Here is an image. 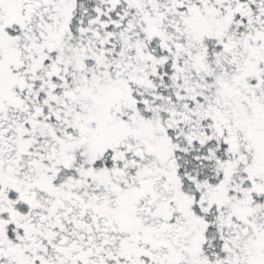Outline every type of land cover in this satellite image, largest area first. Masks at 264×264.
<instances>
[{"label": "flooded vegetation", "instance_id": "1", "mask_svg": "<svg viewBox=\"0 0 264 264\" xmlns=\"http://www.w3.org/2000/svg\"><path fill=\"white\" fill-rule=\"evenodd\" d=\"M123 1L133 9L139 4L146 7L151 4V0ZM165 1L169 3L170 16H174L177 0ZM212 1L223 3L226 13L238 17L228 19L220 30L238 32L248 26L251 30L244 32L250 38L248 44L263 31L264 22L258 19L260 24L257 25L250 21L246 0ZM79 2L0 0V25L3 18L16 27V30H0V179L4 180L3 190L11 186L23 191L22 198L0 196L11 207L10 219L0 220V258L7 264H24L21 259L26 260L25 264H264V199H261L264 198V139L252 143V149L248 148L250 165L245 162L242 167L241 163L232 162L234 159L240 162L233 147L232 152L229 151L232 156L227 160L224 153L220 156L222 179L216 180L219 183L211 185L201 181V186L196 183L191 189H182L185 183L182 180H191L175 158L179 146L174 143L179 142V134L169 130L158 117L142 124L141 131L112 116L100 122V113L93 111L95 107L112 112L113 100L122 98L109 90L108 83H104L100 92L90 94L88 89L94 80L85 88L88 110L77 114L73 106L66 117L63 115L66 107L58 96L60 92L55 94L54 91L67 89L71 97L75 92L69 88L67 77L60 76L63 71L58 73L56 69L54 82L46 80L39 85L36 76L41 74V64L37 62L36 67L28 57L29 46L39 41L56 43L54 33L62 39L70 30V19L75 16ZM187 2L189 0H184L177 8L186 9ZM28 12L34 18L27 28ZM171 22L174 32L188 30L185 20L173 22L171 19ZM203 26L206 27L204 22ZM5 38L12 41L7 45ZM240 60L237 55L236 61ZM232 68H237L236 64ZM239 69L248 74L247 80H254L242 60ZM31 80L34 89L28 85ZM260 83L264 85V70L260 71ZM70 100L74 104L75 98ZM23 103L35 108L28 111L22 108ZM254 104L246 110L247 116L264 122L263 106L251 114ZM16 113L22 118L19 126L23 136L21 130L12 136V130L4 126L15 122ZM90 118L97 120L92 123ZM133 118L136 120H129L140 121L138 115ZM93 124L94 129L88 132V126ZM214 129L223 139V127ZM116 142L120 143L116 145ZM119 145L123 152L117 151ZM23 161L39 162L44 168L34 176L25 174L23 169H18ZM260 162L263 168L255 169ZM7 163H11V170L5 166ZM168 166L173 168L165 169ZM113 171L116 175L119 172L121 181ZM171 179L173 181L169 182ZM230 182L237 185L235 191L241 192L244 187L253 190L249 193L258 199L247 202L259 215L249 216L252 209L246 207L239 213L247 215L236 220L232 214L238 210L220 193V188L225 192ZM119 184L121 188L117 191ZM182 192L202 196L210 192L209 204L204 210L216 211L218 220L212 224V213L202 216L200 209L204 201L182 204ZM27 197L30 204L25 202ZM227 201L231 204L225 206ZM16 204L26 206L21 210ZM32 207L40 213L33 216ZM228 210L231 214L226 213ZM224 216L228 223L223 220ZM50 217L59 223L57 228L40 222ZM147 226L152 229H146ZM5 246L10 247L9 250ZM226 254L230 258L225 262ZM125 255L135 261L130 262ZM87 256L90 261L85 259Z\"/></svg>", "mask_w": 264, "mask_h": 264}, {"label": "rangeland", "instance_id": "2", "mask_svg": "<svg viewBox=\"0 0 264 264\" xmlns=\"http://www.w3.org/2000/svg\"><path fill=\"white\" fill-rule=\"evenodd\" d=\"M60 1H68V0H60ZM92 1V0H91ZM95 1V6L99 7L100 5L103 4V0H94ZM111 2H120L121 0H107V3ZM129 3L135 2L138 0H126ZM258 0H246L245 7L247 4H253ZM177 4L175 5L176 10H175V15L168 18H163L164 14V9L165 5L161 0H151V4L146 8L145 11L141 12V14L137 17L135 22H127L125 20L127 27L123 31V41L120 43V45L116 48V51H119L123 48L132 46L135 48L136 46H144L139 47L138 51L134 50H128L126 52H121L118 55L111 56V62L112 64H108L107 67L105 68L104 72L102 73L106 77L110 78L112 81V86H115V82H125V87L126 90H124V93H126L128 96L129 94L131 95L130 97L134 99V101H131L132 103H135V107H132L131 109L138 110L139 113H131V111H128L126 108L122 110L121 117L118 113V110L122 107V105H126V102L123 99L120 100H113V107L115 108L112 110V112L107 109L96 106L93 111H97L100 113V122L106 121L109 119L110 116H112L116 120H122L131 128H135L138 131H141L144 129V126L142 124H146L149 122L151 119L158 117V120L161 122H165L168 119L170 121L168 122H173V124L179 126V128L184 127L189 121L188 118H184V116H188L190 120H192V123L190 126L196 131H199V128L197 127L195 121L197 124L202 125V126H211L210 121L207 119V117L203 114L202 119L199 118L198 114L202 112H195V113H185L184 115H179V116H174L172 113V117L170 114H166V110H171L173 108H176L179 104V102L176 101V97L178 99H181L180 95H182L181 91H175L172 90L169 87V81H167L164 86L168 87L165 89L163 92H151L149 95H142L140 89L142 86L137 84V79H145V80H150L151 84L147 85L145 84L146 87L152 88L156 87L158 84H163L164 81L163 79L158 80L159 78V73L156 75V78H150L148 76L149 70H148V64H151V62L154 60V57L161 56L163 53V50L168 47V42H167V37L174 34V28L171 27L169 28L168 25L172 24L171 19L173 22H176L178 19L180 22L186 21L187 28L188 30L184 33H178V35L174 36V48L175 50H180L184 53L185 52L183 47H180V42L182 37L189 36L191 40H195V43H193V48L197 52H201L202 49L208 53L209 61H217L218 65L217 67L221 71V76L228 80L231 83L230 85H226V88L224 89L225 91L222 93V90H217L216 95L219 98L218 103L214 104L213 107L211 108L210 112L213 113V117H216L213 119V125H217L218 129L222 130V124H228L227 129H237L238 132L244 133V138H247V136L250 138L252 142H257L261 139H264V122L261 121H256L253 116H247L246 110H240V108H244V106L241 105V103L245 102L248 99H251L255 97V94L258 95L260 101H263L264 98V85L260 83V71L264 70V57L262 56L264 54V29L263 31L258 34V36L252 40L250 44V38L247 37L244 33L246 31H250L251 28L247 26L246 29L240 30L236 32V30L233 31H224L220 30L222 29L228 22V19L230 21L234 19H238V17H233L232 15L228 14L225 12V5L221 2H213L212 0H189L186 4V9H178L177 7H180L181 5L184 4V0H177ZM203 4V6H202ZM127 5V4H125ZM129 6V5H127ZM64 8V6H63ZM63 8H60V11L63 10ZM124 8L123 2H121L118 7L112 12L115 15L120 14L122 9ZM84 8L80 10V6H76L75 10V16L70 19V22L73 20V26L75 25V22L77 20L80 21L81 24H85L83 27L80 26V29L83 30L82 35H85L88 39L83 45V50L80 53L82 55V58L86 59L85 61V66L84 67H79L78 69L83 71L87 64H89V60L86 58L88 56H92V52L95 49V44L94 41H98V46L99 48L102 47L103 44L106 42V35L105 31H108L110 29H115V27L111 26V22H113L115 17L111 14H105V13H99L98 16L96 15H90L88 14H82L84 12ZM13 12V10H12ZM99 12V11H97ZM243 12V11H242ZM170 13V12H169ZM28 17L26 19L28 26L33 22V18L29 12L27 13ZM65 15V14H64ZM69 17L66 16V19ZM123 19V18H122ZM249 19L253 24H260L259 20L254 17L253 15H249ZM118 23V21H115ZM203 22L206 24V27L203 26ZM199 24L196 26V24ZM13 22L4 20L3 18L1 19V25H0V30L2 32H5L6 29H12L16 30V27L13 26ZM38 24L36 25V27ZM35 27V28H36ZM75 27V26H74ZM96 30H102L101 36L96 32ZM86 32V34H85ZM242 33V34H241ZM240 34V35H239ZM238 35V36H236ZM12 38H5L3 41L8 45L9 42H11ZM102 42V43H101ZM33 45L29 46V51L28 57L31 60H34L33 57L31 56V51L34 53H38L37 56L42 59V64L44 66L50 67L51 65L54 64V60L51 57H46L43 59V56L40 55L41 52H37V48ZM205 45H208L206 47ZM150 47V48H149ZM190 45L187 46L188 50ZM152 53H150V50ZM91 54V55H90ZM237 55L240 57L242 61L245 62L247 71L250 73H253L251 79H254L252 81H249L246 79L248 74H244L243 69H239L240 61H236ZM189 59L192 60H202V57L199 56L198 54H194L193 57H189ZM228 59H231L230 61ZM121 60V61H120ZM123 62L122 65H118V63ZM236 64V67L242 71L243 73L237 77V74L234 75V70L232 68V65ZM36 67H38V63L35 64ZM208 66L211 67V65L208 64ZM167 69L168 67H163ZM40 69L42 73L45 69L40 65ZM33 71V69H32ZM209 70L208 68H202V74L204 75V81L206 83L212 82L213 81V75H208ZM210 73V72H209ZM62 76V74L60 75ZM236 77L238 78V81H236ZM235 78V79H234ZM130 80L131 83L135 84L134 86L129 85L127 81ZM192 80V76L189 72L185 73L183 77L180 79V88L186 87V84L189 83V81ZM49 81L54 82V80H51L49 78ZM138 83H143V81L140 80ZM104 83H100L99 85H94L90 87L89 92L92 94V92L97 93L100 92L101 89H103ZM88 86V85H87ZM109 86V85H108ZM130 87V88H127ZM129 89V91H128ZM109 90L111 88L109 87ZM112 91V90H111ZM61 92L60 90L54 91L55 94ZM222 93V94H221ZM85 94V93H84ZM83 97L85 100L88 99V96ZM254 97H253V95ZM123 94H121L122 96ZM60 96V95H58ZM232 98H235V102L237 103L234 105V109L232 110L231 118H229V113L228 110L231 108V105L228 104L232 100ZM167 99V101H166ZM258 99V101H259ZM177 102V105L175 106ZM257 102V101H256ZM252 104L255 103L254 99L251 102ZM248 106H250V104ZM228 104V105H227ZM264 107V106H263ZM35 108V107H34ZM33 108V109H34ZM258 106L254 105L252 106V111L251 114H254L258 110ZM176 112V111H175ZM39 114V113H36ZM139 116L140 121H130L131 120H136L131 116ZM198 116V117H196ZM17 117V120H14L15 122H7L4 124V126L8 130H12L10 133L12 136H14L16 133H19L21 130V136L24 135V132H22V128L19 126V122L21 121V117L19 116L18 113H16L15 118ZM122 118V119H121ZM250 118L251 120L249 121L248 119ZM97 119L90 118V121L94 123ZM183 121V122H182ZM182 123V124H181ZM133 125V126H131ZM168 125V123H166ZM260 126L258 129L256 126ZM94 124L88 126V132H92L94 129ZM210 130H215L213 127L210 128ZM133 132V131H131ZM137 132V131H135ZM209 133V130H208ZM178 133L176 132V135ZM145 136H148V134H144ZM258 135V136H257ZM142 136V135H141ZM213 139L215 138L216 140L220 139L218 137H212ZM120 142H116L115 144H119ZM243 144V143H242ZM123 146V144H121ZM119 145L117 148V151L123 152V149ZM115 147V146H114ZM241 155H237L238 157L243 159L244 157L249 158V154H243L242 149ZM6 153L3 154L2 160L4 161ZM247 165H250L251 163L248 162L247 160L243 159ZM240 164V162H238ZM14 164L16 165L17 162L14 161ZM8 169L11 170V163H7L5 165ZM54 166V165H53ZM44 167L40 165L39 162H27L23 161L22 164L18 167V169H23V173L28 174L31 173L32 176L36 172H42ZM241 167L239 166L238 169ZM257 168H263L261 166V162L258 163L255 167ZM55 170V168H52V171ZM243 176H241V179ZM11 187V186H10ZM9 190H3L4 188V180L0 179V196H12L13 199H15L17 196L18 197H23V191L18 188H10ZM243 187V185H241ZM121 188V184L118 185V189ZM248 188V187H244ZM44 191V189L42 188ZM219 191V189H217ZM243 192L236 191L235 193L231 194V201L232 204L234 205L235 209L238 211H243L247 208L252 209V207L248 204L247 200L244 197ZM33 194V196L39 197V193H30ZM226 199L227 196H225ZM25 202L27 204H30V199L24 198ZM251 203V200H250ZM228 204H231L230 201H227L225 203V206ZM19 209L22 210L24 208L23 206H26L24 204L18 205L16 204ZM247 205V206H246ZM29 205L28 207H30ZM42 206V205H41ZM8 209V210H7ZM10 203H7L6 201L2 200V197H0V220H5V219H10ZM36 207L31 208V213L33 216L37 215L40 213V210H36ZM239 212H234L232 214L233 216L236 217V220H242L241 217H239ZM245 214V213H242ZM2 218V219H1ZM264 220V219H263ZM41 223L47 224L50 227L57 228L59 223L54 217H50L49 219H41ZM0 231H1V226H0ZM4 233L7 232L10 235V232L7 230L3 231ZM25 232V229H24ZM6 239V237H5ZM18 240L22 241V238H17ZM7 250H9L10 247L5 246ZM2 248H0L1 250ZM2 256V255H1ZM0 256V257H1ZM87 261H90L89 256L85 257ZM22 263H26L25 259H21ZM0 264H7V261L5 259L0 258ZM71 264H75L71 263Z\"/></svg>", "mask_w": 264, "mask_h": 264}, {"label": "trees", "instance_id": "3", "mask_svg": "<svg viewBox=\"0 0 264 264\" xmlns=\"http://www.w3.org/2000/svg\"><path fill=\"white\" fill-rule=\"evenodd\" d=\"M123 2L124 8L122 9L123 12H121L118 15L113 14L112 12L118 7V5ZM161 2L164 3L165 9L163 18H170V11H169V3L165 0H161ZM80 10L82 8L85 9L82 14H88L90 15H96L98 16L99 13H105V14H111L113 17H115L116 20L111 22V26L115 27V29H110L108 31H105L106 35V42L102 45L101 48L98 46V41H94L95 49L92 52V56L86 57L89 60V64L85 67L83 71L79 70L78 68L85 66L86 59L82 58V55L80 53L82 52L83 45L87 41V37L85 35H82L83 30L80 29V26H84L85 24H81L79 20L75 22V27L73 26V21L70 25V30L68 32H65L62 39L58 37V34L54 33V38L56 39V43H48V42H42L39 41L35 43V47L38 48L37 52H41L40 55L43 56V59L46 57H51L54 60V64L50 67L44 66L42 64V59H40L36 53H32L31 56H34L32 60L35 64L40 61L41 66L45 69L39 76H36L37 81L39 82V85L43 82L49 81V78L52 80L54 76V71L57 69L58 73L63 71L62 76L67 77L69 81V88L73 89L75 93H73L72 97L75 98L74 104L71 102V96H69V90L65 89L60 92V98L62 99V103L65 105V110H63V115L68 116L70 114L72 107L76 109V113L80 114L84 111L88 110V106L86 105V100L83 97V94L87 92L85 89L88 85V87L91 86V80H94V85H99L100 83H108L109 87L112 90L113 94H118L119 98H122L126 105H122V107L118 110V113L121 117L122 110L126 108L128 111H131V113H139L138 110L131 109L132 107H135V103H132L131 101H134L133 98H131L130 94L129 96L124 93V90H126L125 82H115V86H112V80L102 73L104 72L105 68L108 64H112L111 62V56H115L120 54L121 52H126L128 50H134L138 51L139 47L144 46H136L133 48L132 46L123 48L119 51H116V48L120 45V43L123 41V31L127 27V22H135L137 17L141 14V12L146 10V6L139 4L136 9H133L130 5H125V2L121 0L120 2H111L107 3V0H103V4L99 7L95 6L94 0H80L79 2ZM245 9L251 13L254 17L257 19H260V21L264 22V0H258L254 2L253 4H247ZM99 11V12H97ZM123 18V19H122ZM115 21H118L116 23ZM169 28H171V25H168ZM96 32L101 36L102 30H96ZM185 35V31L179 30L174 32V34L167 37L168 47L163 50L162 55L155 56L154 60L151 62V64H148V70L149 74L148 76L150 78H156V75L159 73V78L163 79V84H158L156 87L148 88L145 86V84L150 85V80L145 79H137V84L142 86L140 89L142 95H149L151 92H163L168 87L164 86V84L169 81V87L172 90L181 91L182 97L181 99H178L176 97V101L179 102L176 108H173L171 110H166V114L171 113L174 116L184 115L185 113H195V112H202L198 114L199 118L202 119L203 114L207 117V119L210 121L211 126H202L197 124L195 121L197 127L199 128V131H196L190 126L192 123V120L189 119L188 116H184V118H188V123L182 127L179 128L176 124L174 125L173 122H168L170 119H168L165 122H162L164 124L168 123L167 128L169 130H174L179 134V142H175L174 144H177L179 146L178 151L176 152L175 158L178 159L179 164L183 168L185 174L189 176V179L191 181L186 182V180H182L185 182L181 188H189L191 189L193 185H196V183L201 186V181H204L205 183H209L213 185L214 183H219L216 181L217 179H222V169L219 166V160L220 156L224 153L223 157L224 159L229 158V156H232V154L229 153V151L232 152L233 147L235 148V153L239 156L241 155V149L242 153L246 154L248 152V148L252 149V142L250 138L247 136V138H244V133H239L238 130L235 129H227L228 126L223 128V139L219 138L217 135V130H210L211 127H215L216 125H213V119L216 117H213V113L210 112L211 108L214 104L218 103L219 98L216 95L217 90H222V93L225 91L226 85H230L231 83L224 79L221 76V71L217 67L218 63L217 61L210 62L209 61V55L207 52H205L203 49L201 52H197L193 48V43H195V40H191L189 36H186L185 38L182 37L183 40L180 42V47H183L185 52L184 53L180 50H175L174 48V36L178 35V33H183ZM86 34V32H85ZM48 39H51V37H48ZM102 43V42H101ZM190 45L189 49H187V46ZM208 47V45H205ZM150 48V47H149ZM186 48V49H185ZM150 53H152L151 49L149 50ZM194 54H198L202 57V60H192L189 59V57H193ZM91 55V54H90ZM229 61L231 59H228ZM121 61V60H120ZM123 62L118 63V65H122ZM211 65L210 66H208ZM163 67H168L167 69ZM202 68H208L209 72L207 76L213 75V81L206 83L204 81V75L202 74ZM234 75L237 74V77H239L243 72L240 71L238 68H233ZM28 71H32L31 69H28ZM189 72L192 76V80L189 81L188 84H186V87L180 88V79L183 77L185 73ZM65 74V75H64ZM236 77V81H238V78ZM235 79V78H234ZM131 79L127 81L129 85L134 86L135 84L130 82ZM143 81V83H138ZM43 81V82H41ZM28 85L34 89V81L31 80L28 82ZM182 86V85H181ZM130 88V87H127ZM129 91V89H128ZM72 92V90H71ZM221 93V94H222ZM121 94H123L121 96ZM258 94V93H257ZM255 94L254 98L251 97V99L246 100L245 102L241 103L244 108H249L251 105H253L251 102L254 99V102L256 106H264V100L260 101L258 95ZM264 98V96H263ZM259 99V101H258ZM167 101V99H166ZM257 101V102H256ZM177 102L175 106L177 105ZM250 106H248V104ZM228 104H232L231 108L228 110L229 118H231L232 110L234 109V105L237 103L235 102V98H232ZM227 104V105H228ZM59 107V106H58ZM62 107V104H61ZM22 108H26L28 111H32L34 106L32 104H22ZM244 108H241L242 110ZM107 109V108H106ZM109 110V109H108ZM176 111V112H175ZM196 116V117H198ZM134 117V116H131ZM156 118V117H155ZM122 119V118H121ZM17 120V117L14 119ZM123 120V119H122ZM183 122V121H182ZM182 124V123H181ZM209 130V133H208ZM227 130H235L234 132H228ZM130 135H133L132 132H130ZM258 136V135H257ZM212 137H218L220 139L216 140ZM164 145L165 142H162ZM173 143V142H172ZM243 143V144H242ZM168 144V142H167ZM180 144V145H179ZM174 148V147H169ZM181 148V152L180 151ZM243 159L249 161V158L244 157ZM227 160V159H226ZM232 160V159H231ZM235 160V161H234ZM232 160L233 163H238L236 159ZM251 160V158H250ZM242 162V158H241ZM242 165V163H241ZM171 166L166 167L165 169L170 170ZM113 174L116 175V172L113 171ZM117 178L119 181L122 180V177L119 175V172L117 173ZM196 179V180H192ZM173 179H171L169 182H172ZM191 182V183H190ZM232 185L234 186L235 183L232 182ZM196 187V186H195ZM249 191L253 193V190L249 188L243 189L242 194H244V197L247 201L258 199V196H254L253 194H250ZM208 194V195H207ZM211 193L207 192L202 196L200 193L197 194H187L185 192H182V204H200L202 201H204V206L200 209L202 212V216H210L212 213V218L210 219V223L213 224V221L215 222L218 220V214H215L216 211L211 212L209 210H204L205 207L209 204V197ZM264 197V196H262ZM264 199V198H261ZM208 200V201H207ZM259 208H262L261 206ZM237 211V210H236ZM240 212V211H237ZM226 213L231 214L228 210ZM259 215V212L255 211V209H252L249 212V216ZM227 214H225L226 216ZM247 214H239V217L243 218ZM264 215V214H263ZM224 216L223 220H225L226 223H228V219ZM146 229H152L150 226H147ZM213 232V230H211ZM218 247V245H215ZM214 250H219L218 248H215ZM213 250V251H214ZM126 256V255H125ZM128 260L130 262H134L135 259L128 257ZM227 258H230L227 254L225 255V262L227 261Z\"/></svg>", "mask_w": 264, "mask_h": 264}]
</instances>
